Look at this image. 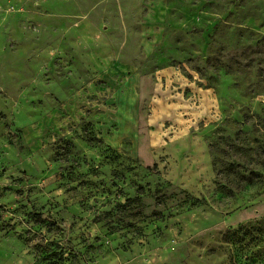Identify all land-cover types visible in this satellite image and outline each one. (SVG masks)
I'll list each match as a JSON object with an SVG mask.
<instances>
[{
    "label": "rangeland",
    "instance_id": "374dc122",
    "mask_svg": "<svg viewBox=\"0 0 264 264\" xmlns=\"http://www.w3.org/2000/svg\"><path fill=\"white\" fill-rule=\"evenodd\" d=\"M0 264H264V0H0Z\"/></svg>",
    "mask_w": 264,
    "mask_h": 264
},
{
    "label": "trees",
    "instance_id": "16d2710c",
    "mask_svg": "<svg viewBox=\"0 0 264 264\" xmlns=\"http://www.w3.org/2000/svg\"><path fill=\"white\" fill-rule=\"evenodd\" d=\"M253 229L249 230H243V229H239L238 231L233 232L232 234H230V236L232 237H237L239 238V236L241 235L242 237H247L248 235H253Z\"/></svg>",
    "mask_w": 264,
    "mask_h": 264
}]
</instances>
